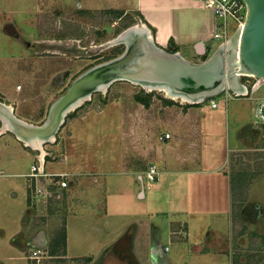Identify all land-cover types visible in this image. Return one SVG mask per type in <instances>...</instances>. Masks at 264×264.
I'll return each mask as SVG.
<instances>
[{
	"label": "rangeland",
	"instance_id": "1",
	"mask_svg": "<svg viewBox=\"0 0 264 264\" xmlns=\"http://www.w3.org/2000/svg\"><path fill=\"white\" fill-rule=\"evenodd\" d=\"M76 1L78 0H0V90L5 92V95L0 93V101L15 107L24 122L31 125L41 126L46 121L52 105L84 72L121 56L127 46L134 43L135 36L142 34L128 31L134 24L144 22L136 12L127 13L122 21H113L112 14L107 13L110 10H91L87 12L89 18L86 19L81 14H76L80 10L72 9ZM82 5L89 7L86 3ZM81 11L86 12L84 9ZM233 29L234 27L229 28V35L233 33ZM184 55L189 56L187 52ZM204 57H199L201 62L210 57V51ZM240 82L248 86L251 84V80L247 78H241ZM143 87L137 82L123 80L113 82L106 90L96 88L89 94L88 99L62 117L54 134L57 143L46 142V145L55 155L63 152L66 162L59 161L60 159L56 162L47 161V171L68 173V187L76 189V192L70 198V204L54 202L48 206V203L41 201L32 203L33 215L39 224L48 225L53 222L62 230L66 218L71 217V223L74 225L78 222L75 216L87 215L91 212L90 209L97 208L98 212L100 209L104 213L107 199L109 205L113 206L112 212L121 214L126 222L131 215L133 204L137 205L135 210L139 207L135 199L136 189L131 186L135 184L137 188L138 181L126 175V172L131 171V174L135 175L140 172L142 177L148 161L157 164L156 166L161 162L164 165L166 157L175 162L181 161L180 165L188 167L194 164V157H208L214 150L216 156L219 157L222 153L223 158H226V138L231 135V123L229 120L228 132L224 115L227 113L229 116L235 108L240 115H249L252 123L254 106L246 98H231L226 111L224 105L227 99L223 98L224 92L216 95L218 105L211 108L208 103L210 98L198 103H181L167 98L163 92L149 91ZM8 114L11 120H16L9 112ZM5 117L0 115V119L7 123ZM166 123H170L178 132L176 137L181 142V150L170 147L165 150L155 148L157 137L167 128ZM252 126L257 128L253 124ZM16 128L20 130L19 127ZM211 135L214 136L213 139L209 138ZM251 137L252 148L247 146L244 151L231 154L230 160L236 163L230 162V168H247L245 175H250V184H253L255 190L262 191L259 195L252 191L253 195L248 198L257 203L261 199L264 200V130L258 127ZM26 150L30 153L28 169L24 170L27 174L35 161V153ZM146 153H150L147 160L143 156ZM241 163L243 165H240ZM214 164L208 165L207 168L214 167ZM227 169L223 172H227ZM119 173L123 176L116 175ZM203 174L183 177L195 180L198 177L210 176ZM167 179L168 176L164 175L159 181L163 182V187L168 188L173 197L178 198L175 207L179 206L181 201L184 207L188 206L189 202L185 198H189L193 191L184 194L185 188H179L182 182H177V188L174 189L172 181ZM210 179L211 177L207 180ZM82 182L89 185L80 189ZM25 185L28 194L27 180ZM146 185L147 181L144 186ZM238 188L239 186H235L234 190ZM201 189H195L193 193L200 196L201 206L220 208L226 203V194L222 189H214L215 193L211 192L210 198V190H206L203 195L199 192ZM95 198L99 199L95 200L96 203ZM146 201L151 205L148 198ZM217 201L220 204L216 205ZM234 205L236 206L233 213L236 216L235 212L240 213L241 205ZM111 219L109 217L107 221ZM112 221L115 223L114 219ZM262 223L264 225V220ZM88 230H84V235L80 237L76 226L70 228L68 234L74 252L84 246L91 249L100 246L99 241L91 239L93 236ZM255 236L257 238L253 236L254 246L257 244L256 247H259L260 240L264 242V235ZM85 241L86 244L82 245ZM257 248L243 253L237 248L233 255H264V246L263 249ZM62 250L61 246L58 255H64ZM240 254L237 256H242ZM40 255L39 264H65L63 259L56 260L48 254ZM183 259H180V262ZM248 260L237 264H262L255 256L249 263Z\"/></svg>",
	"mask_w": 264,
	"mask_h": 264
},
{
	"label": "crops",
	"instance_id": "2",
	"mask_svg": "<svg viewBox=\"0 0 264 264\" xmlns=\"http://www.w3.org/2000/svg\"><path fill=\"white\" fill-rule=\"evenodd\" d=\"M84 3L89 7H83ZM74 4L73 10L75 8L80 11L84 9L86 12L103 9L119 10L125 13L136 12L149 27L153 43L158 48L166 50L170 40H173V44L178 48L175 53L191 63H200V58L207 54L208 45H211L209 40L210 13L200 8L193 0H84L83 2L78 0ZM200 46L204 48L203 53H199ZM185 52L189 56H185ZM0 93L5 95L3 90H0ZM230 99H227L224 105L226 111ZM234 99L242 100L243 98ZM3 105L0 106V115L6 116L5 119L11 123V126H14L13 120L8 112L14 119L31 125L24 122L21 114L19 115L11 104ZM233 110L229 116L227 113L224 115L226 129H228L229 120L231 123V135L226 138V150H228L226 158H223L222 153L219 157L216 156L214 150L208 157H194L192 159L194 164L184 167L180 165L181 161L175 162L166 157L164 165L162 162L158 163V181L147 182L146 187L144 186L146 180L140 176V172L136 175L131 174V171L126 172V175L138 181L137 188L135 184L131 185L136 189L135 199L139 205L138 209L135 210L137 205L133 204L131 215L125 222L121 214L116 211L112 212L113 206L109 205L107 199L103 208L104 213L100 209L98 212L97 208L90 209L91 212L87 215L75 216L78 222L74 225L71 223V217L66 218L63 227L65 243L64 247L62 246V253L64 252V255L62 253L58 255V252L57 256L51 258L63 259L65 264L73 262L83 264L82 259H87L84 264H237L247 259L249 263L250 259L255 256L264 264V255L243 256L240 253L242 256L233 255L237 248L242 253L249 249H256L258 246L256 247L257 244L254 246L253 236L264 235L262 223L264 200L260 198L259 202L254 203L248 199L253 195L252 191L256 195L262 191L252 187L253 184H250L248 180L250 175H246L244 187L240 188V185L235 183V186L239 188L236 191L233 190L232 169L230 168V162L231 164L236 163L230 160L231 154L244 151L247 146L252 148L251 136L258 128L252 126L249 115H240L235 108ZM166 124V131L171 133V138L163 143L158 142L155 148L165 150L170 147L181 150V142L176 137L178 132L170 123ZM209 138L213 139L214 136L211 135ZM26 149L34 153L36 150L31 144H27L16 131L5 127V122L0 119V264H33L29 258L31 254L34 252L48 254L52 237L60 235L56 233L61 231L53 222L48 225L39 224L38 219L33 215L32 202L25 189L27 174L24 170L30 162V153ZM149 155L150 153L143 155L145 160ZM213 164L214 167L207 168L208 165ZM226 168H228L227 172L224 173L223 170ZM240 171L245 175L247 168ZM202 173L210 174L211 179L198 177L194 180L190 177H183L184 175L202 176ZM164 175L172 181L174 189L177 188L175 186L177 182H182L179 188L180 190L185 188L184 194L193 191L189 198H185L189 202L188 206L184 207L181 201V204L175 207L178 198L173 197L169 189L163 187V182L159 181ZM88 185L89 183L82 182L80 189ZM200 188L202 189L199 192L203 195L206 190H210L208 196L214 192V189H222L226 194V203L224 202L220 208L201 206L200 196L193 194L195 189ZM75 192L76 189L69 188L63 204L68 202L70 204V198ZM83 194H85L84 190ZM234 195L244 196V198L234 201ZM147 198L151 205H148ZM95 200L96 198L94 203L99 199ZM211 201L213 205V198ZM196 202L197 205H195ZM163 204L168 206H161ZM217 204L220 202L217 201ZM234 204L241 205L240 213L235 212L236 216L233 213V208L236 206ZM109 217L114 219L115 223L112 219L107 221ZM72 226L77 227V234L80 237L84 235V230L89 229L88 232L93 236L91 239L99 241L100 246L94 249L84 246L74 252L68 234ZM263 243L260 240L257 250L263 249ZM84 244L86 241L82 245ZM182 258L184 259L180 262Z\"/></svg>",
	"mask_w": 264,
	"mask_h": 264
},
{
	"label": "water",
	"instance_id": "3",
	"mask_svg": "<svg viewBox=\"0 0 264 264\" xmlns=\"http://www.w3.org/2000/svg\"><path fill=\"white\" fill-rule=\"evenodd\" d=\"M242 1L246 6L244 24L239 34L230 39L227 52L219 49L208 59L191 63L177 53L153 46L145 37L135 36L134 43L121 56L98 64L78 77L52 105L43 125L16 126L48 139L66 114V108L106 81L165 83L176 92L203 100L226 87L235 89L245 76L264 80V0ZM203 52L200 46L199 53ZM0 106L4 105L0 103Z\"/></svg>",
	"mask_w": 264,
	"mask_h": 264
},
{
	"label": "built area",
	"instance_id": "4",
	"mask_svg": "<svg viewBox=\"0 0 264 264\" xmlns=\"http://www.w3.org/2000/svg\"><path fill=\"white\" fill-rule=\"evenodd\" d=\"M200 8L210 13V35L209 40L211 42L210 56L219 49L227 52L229 48L230 39L235 34H239L243 27L246 6L242 0H193ZM233 29V33L229 35V28ZM251 80V84L248 86L245 83H241L245 88V93L235 92L228 87L223 91L225 96L223 98H246L253 106L254 113L252 116V124L257 128L264 130V80L256 77L245 76ZM220 92V93H221ZM217 96H213L208 100L211 108L217 107ZM1 104H4L0 101ZM171 138V133L166 130L160 132L157 137V142L163 143ZM56 144L57 138L53 141H45L43 143L45 155L41 157V151L35 150V161L31 164L29 172L26 175L27 188L29 192V199L33 204L39 203H58L65 200L67 197V191L69 190V177L66 173H56L47 171V161L56 162L64 161L66 156L63 152L55 155L54 152L47 149V143ZM144 179L149 183H155L159 179V170L155 163L148 162L143 172ZM60 204V203H59ZM45 254V253H42ZM39 253H32L29 257L33 264H39L38 256H43ZM49 256V254H48ZM51 257V256H49Z\"/></svg>",
	"mask_w": 264,
	"mask_h": 264
},
{
	"label": "bare ground",
	"instance_id": "5",
	"mask_svg": "<svg viewBox=\"0 0 264 264\" xmlns=\"http://www.w3.org/2000/svg\"><path fill=\"white\" fill-rule=\"evenodd\" d=\"M128 31H131L133 33H134V31L135 32H141L142 34H140L138 37L142 36V37H145L146 39H149L151 42H153L152 33H151L149 27L144 22L134 24L133 26L130 27V29ZM251 77H253V76H251ZM136 82L143 85L144 86L143 88H146V90H149V91L157 90V91L163 92V94L167 98L179 101L181 103H195V102L198 103L202 100V98H194V97L187 96L183 93L176 92L169 85H167L165 83L145 82V81H141V80H136ZM110 83H111V81H106L104 84H101L100 86H98L97 89L106 90V88L110 85ZM232 91H235L238 93H240V92L245 93V88L240 83V85L235 87V89H233ZM92 92L93 91L89 92L88 94L84 95L83 97L78 99L76 102H74L72 105L68 106L66 108L67 109L66 111L63 110L64 113H68L69 111H72L74 108H76L78 105H80L84 100L88 99L90 96L89 94H91ZM20 123L22 125H24L22 121L15 120L13 122L14 126H11V123L9 121H7V123H5V127H9L11 129H13L14 131H16L20 137L24 138V140L27 144H31L34 148L41 151V157H43L45 155L44 147H42L43 143L45 141H49V140L53 141L55 139V135H54L55 132H54V134H49L48 139H46V138H44L43 135H39L36 133L30 134L24 128H20V130H17L15 125L20 124Z\"/></svg>",
	"mask_w": 264,
	"mask_h": 264
},
{
	"label": "trees",
	"instance_id": "6",
	"mask_svg": "<svg viewBox=\"0 0 264 264\" xmlns=\"http://www.w3.org/2000/svg\"><path fill=\"white\" fill-rule=\"evenodd\" d=\"M107 13H111L112 14V18L111 20L113 19V21H122L126 16H127V13L123 12V11H119V10H110L108 11ZM76 14H81L82 17L84 18H89V15L87 14V12H84V11H78ZM158 47V46H157ZM178 50L177 46H175L173 44V40H170V43H169V46L167 47V49L165 50L166 52L168 53H175L176 51ZM205 59V57H204ZM146 168V164H145V167L144 169ZM242 170V169H240ZM238 171L237 167L234 166L233 167V173H232V178H231V181H232V187H233V190H234V187H235V183H238V185H240V188H242V186L244 187V184H245V177L246 175H244V173H240L241 171ZM242 198H244V196H237V195H234L233 196V200L236 201V200H242ZM60 233V235H55L54 237H52L51 241H50V250H49V256H57V253L59 252V248L61 246L64 247V243H65V238H64V230L62 229L60 232H57L56 234ZM87 261V259H82V262L83 264Z\"/></svg>",
	"mask_w": 264,
	"mask_h": 264
}]
</instances>
